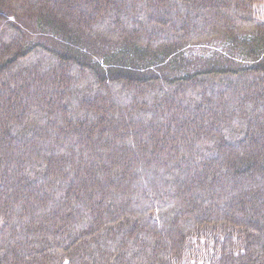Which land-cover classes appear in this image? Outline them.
Here are the masks:
<instances>
[{
    "label": "trees",
    "instance_id": "1",
    "mask_svg": "<svg viewBox=\"0 0 264 264\" xmlns=\"http://www.w3.org/2000/svg\"><path fill=\"white\" fill-rule=\"evenodd\" d=\"M0 264H264V0H0Z\"/></svg>",
    "mask_w": 264,
    "mask_h": 264
},
{
    "label": "rangeland",
    "instance_id": "2",
    "mask_svg": "<svg viewBox=\"0 0 264 264\" xmlns=\"http://www.w3.org/2000/svg\"><path fill=\"white\" fill-rule=\"evenodd\" d=\"M10 18L23 30L28 45L45 43L48 40V32L38 24L35 17L27 14H17L15 12H11ZM222 46L223 40L221 38H215L210 42L193 45L187 51V55L192 61H195L197 57L213 54L216 49H221Z\"/></svg>",
    "mask_w": 264,
    "mask_h": 264
}]
</instances>
